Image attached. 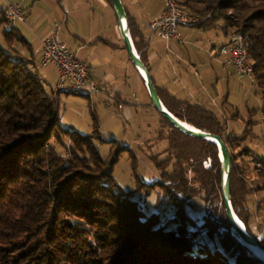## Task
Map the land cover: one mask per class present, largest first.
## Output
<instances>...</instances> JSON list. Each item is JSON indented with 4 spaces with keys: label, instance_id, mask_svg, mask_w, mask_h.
Here are the masks:
<instances>
[{
    "label": "trees",
    "instance_id": "obj_1",
    "mask_svg": "<svg viewBox=\"0 0 264 264\" xmlns=\"http://www.w3.org/2000/svg\"><path fill=\"white\" fill-rule=\"evenodd\" d=\"M175 2L201 18L189 24L193 27L220 28L229 40L234 32L244 36L251 77L261 95L264 138V0ZM127 22L149 71L143 34L134 17L127 15ZM0 36V264H264L230 228L214 143L188 136L164 118L171 127L169 147L179 152L171 170L168 162L156 163L157 183L175 207L177 225L167 228L157 214H146L129 192L117 189L114 167L126 147L104 138L96 121L87 133L62 123L59 94L46 91L33 47L17 27H7L4 7ZM152 81L175 117L222 138L232 162L231 204L247 232L264 247L263 227H254L253 221L256 215L264 217V198L257 194L264 190V156L255 155L241 141L256 137L252 122L242 136L226 133L213 111L178 99ZM178 137L191 139L193 145L185 150ZM96 142L111 144L107 157ZM207 157L211 166L204 169ZM190 161L189 179L183 164ZM198 195L205 207L220 200V212L216 215L206 207L199 229L190 230L184 203ZM199 230L210 244L197 241Z\"/></svg>",
    "mask_w": 264,
    "mask_h": 264
},
{
    "label": "crops",
    "instance_id": "obj_2",
    "mask_svg": "<svg viewBox=\"0 0 264 264\" xmlns=\"http://www.w3.org/2000/svg\"><path fill=\"white\" fill-rule=\"evenodd\" d=\"M121 2L126 15L136 18L137 24H141L139 29L147 44L149 73L156 85L183 101L200 104L208 109L214 107L220 109L217 100L223 96V91L219 87V80L221 78L227 80L229 72H232L234 67L226 64L227 62L219 55H213L214 46L209 47L207 42H212L214 38L202 32L203 29L197 32L193 26L181 24L177 36L162 44L161 39L150 29V24L161 14V8L147 16V22L139 24L141 17L139 9L132 13L138 2L142 5L141 0ZM24 10L27 20L18 24L17 29L33 47L34 57L39 56V63L42 53L41 40L55 33L59 40L87 64L90 81L100 85L101 91L91 98L84 95L59 94L65 108L67 101L76 103L82 101L80 98H86L91 113V121L85 128L65 115L62 123L87 133L96 121L102 136L115 139L118 143H122L126 138L132 141L139 138L141 134L130 130L133 124L129 123L132 118L142 122L141 113L133 110L131 103L134 94L139 96L135 93L137 87H142L146 94L144 95L143 91V97L141 95L137 97L135 106L148 110L152 103L146 82L130 60L122 42L113 3L110 0H40L39 3L26 5ZM226 38L227 43L229 37ZM161 44L165 50L161 51ZM51 67L56 69L54 66ZM198 67L202 68L203 73L197 71ZM36 70L39 73L37 67ZM219 72L223 73L222 77L219 76ZM40 77L43 79V76ZM213 83H216L214 90L206 87ZM54 85L55 83L51 85V90ZM118 127L122 130L117 129Z\"/></svg>",
    "mask_w": 264,
    "mask_h": 264
},
{
    "label": "rangeland",
    "instance_id": "obj_3",
    "mask_svg": "<svg viewBox=\"0 0 264 264\" xmlns=\"http://www.w3.org/2000/svg\"><path fill=\"white\" fill-rule=\"evenodd\" d=\"M33 2L39 3L40 0H0V8L4 7L6 3H18L24 8L26 5H31ZM141 3L142 5L140 2L135 5L132 13L134 14L137 11L136 9H139L138 11H140L141 16L139 18V24L140 22H147V16L152 14L153 11H156L159 8H161V11L164 9L163 0H141ZM140 25H138V27ZM192 28L197 32H200L199 30H201L197 27ZM19 29L22 30V27ZM202 32H205L206 35L214 38L212 39V42H207L209 47L214 46L212 48L213 55H219L226 61L227 56L221 55L219 52L220 47L226 43L227 40L222 30L220 28H212L207 31L202 30ZM167 41L168 40L161 39L162 44H165ZM2 43L3 42L0 36L1 46L3 45ZM196 43L198 44V42ZM196 43L194 44L195 47ZM162 44L161 51L162 49L165 50V48H162ZM189 47L191 49L193 48L192 46ZM36 56L35 64L40 75L43 76L44 80H42L44 87L48 93H51L52 90L50 87L57 81V71L51 66L40 65L41 63H39V56ZM228 65L232 66L231 64ZM198 69L199 70L197 71H199V73L202 72L201 67H198ZM234 70L229 72L230 75L227 80L223 78L219 80V87L223 91V96L217 100V102L220 103V109L214 107L211 109L209 108V110L213 111L215 115L221 120V123L225 125L226 133H233L235 136H242L245 133L248 123L252 122V131L256 137L248 136V138L245 140L242 139L241 141L243 146L251 148L255 155L261 157L264 156V138L261 137V133L263 131L260 112L261 95L259 92H257L251 76L241 75L236 71L235 68ZM222 74L223 73L219 72V76L222 77ZM215 86L216 83H213L212 85H206V87L211 90H214ZM136 90L137 91L135 93H137L139 96H135L134 94L132 96L131 103L133 110L141 113L142 122L140 123L136 121L135 118H132L129 120V123L133 124L130 127V130L136 131V133H140L141 135L139 138H137L139 140H134L133 138L134 141H132L126 138V140H123V142L120 143L126 148L121 152V155L114 167L113 174L117 181V189L126 193L129 192V197L138 201L146 214H157L159 216L160 224L164 222L166 223L167 228H175L177 225V221L175 220V207L173 202L169 200L168 196L164 194V187L161 186L160 183H157L160 179L158 176L159 169L156 166V163L161 164V161L168 162L167 167L171 170L173 167H176V162L178 161L177 156H179V152L173 153L170 149L167 136L171 131V127L164 120V117L156 110V108H154L152 105V107L146 110L141 106H135V103L138 101L137 97H140V95L143 97V91L144 95L146 94L145 90L140 86L137 87ZM72 97H70L71 100L73 99ZM80 100L82 101H77L76 103L67 101L66 108L64 107V103L61 100V117L63 118L65 115L67 118L74 119L79 123V125H81V127L85 128L91 121V113L89 110L88 100L86 98H80ZM98 112L99 114L101 113L100 111ZM106 122L110 123L107 120ZM117 129L122 130L120 127ZM107 138L109 137H106V139ZM178 138L185 142V150L190 145H193L191 139L188 140L184 137ZM96 144L101 155L107 157L110 153L111 144L100 142H96ZM188 150L189 149H187V152ZM191 162L192 161L183 164V166L186 167L189 179L193 175V172L189 170V165ZM210 166L211 158L207 157L202 161V167L204 169H209ZM255 166L256 169H260V164L258 162L255 163ZM257 194L258 196L264 198V190L259 191ZM199 195L189 199L184 203V211L187 214L185 222L187 223L186 225L190 230L199 229V226L203 220V215L206 212V207L216 215H218V212H220V200H214L210 203V206L205 207L204 203L199 198ZM262 213L264 214V212ZM263 218V216L256 215L253 218L255 223L254 227H256V224H261L262 226H260L263 227L264 230V220H262ZM259 236L262 237V234ZM197 237V241H203L210 244L209 239H207L204 231L199 230Z\"/></svg>",
    "mask_w": 264,
    "mask_h": 264
},
{
    "label": "built area",
    "instance_id": "obj_4",
    "mask_svg": "<svg viewBox=\"0 0 264 264\" xmlns=\"http://www.w3.org/2000/svg\"><path fill=\"white\" fill-rule=\"evenodd\" d=\"M164 1V9L161 14L150 24V29L155 36L163 40L175 38L180 24H192L201 20L193 14H181L178 5L169 0ZM4 16L7 27H17L19 23H25L27 14L18 3H8L4 6ZM237 32L230 35V40L223 44L219 52L226 55V62L231 64L241 75H246L247 65L241 56L237 46ZM42 66H54L57 71V81L53 87L55 94L67 93V86L87 88L90 98L101 91L100 85L90 81L87 64L81 60L64 42L58 39L55 33H51L41 40Z\"/></svg>",
    "mask_w": 264,
    "mask_h": 264
},
{
    "label": "water",
    "instance_id": "obj_5",
    "mask_svg": "<svg viewBox=\"0 0 264 264\" xmlns=\"http://www.w3.org/2000/svg\"><path fill=\"white\" fill-rule=\"evenodd\" d=\"M114 10L118 20V29L125 48L128 52L129 58L134 64L135 68L138 70L139 74H144L142 76L146 82L148 95L150 101L154 108L168 121L177 128L179 131L183 132L188 136H193L196 138L204 139L217 146L218 156L221 163L220 175H221V197L223 200L224 210L229 222L231 230L236 238L245 245L250 252L256 256L258 259L264 262V254H259L253 249L257 248L261 252H264V247L257 241V239L249 234L245 228L244 223L236 215L230 200V174L232 168L231 156L229 151L222 140V138L217 134H212L208 131L198 129L196 127L192 128L185 124V122L179 120L167 108L163 105L157 90L153 84L151 75L141 60L139 54L137 53L135 46L133 44L131 35L129 33V27L127 22V15L121 0H112Z\"/></svg>",
    "mask_w": 264,
    "mask_h": 264
},
{
    "label": "bare ground",
    "instance_id": "obj_6",
    "mask_svg": "<svg viewBox=\"0 0 264 264\" xmlns=\"http://www.w3.org/2000/svg\"><path fill=\"white\" fill-rule=\"evenodd\" d=\"M169 2H174V5H178L179 11L181 14H190V13H187L177 2H175V0H169ZM237 34H238L237 46H239L241 56L245 59V64L247 65V68H248L246 71V75L251 76L253 69H252V64H251V61L249 60V56L247 53V44H246L244 36L239 32H237ZM231 35H233V33ZM142 76H144V74H142ZM67 93L73 94V95H84V96L90 97V92L88 91L87 88H78L77 86H67ZM185 124L188 125L189 127L194 128V126H192L191 124H188L186 122ZM253 250L259 254H264V252H261L257 248H254Z\"/></svg>",
    "mask_w": 264,
    "mask_h": 264
}]
</instances>
